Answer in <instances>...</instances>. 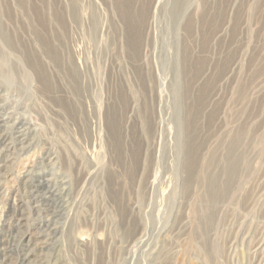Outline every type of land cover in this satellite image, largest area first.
Wrapping results in <instances>:
<instances>
[{
    "label": "rangeland",
    "instance_id": "1",
    "mask_svg": "<svg viewBox=\"0 0 264 264\" xmlns=\"http://www.w3.org/2000/svg\"><path fill=\"white\" fill-rule=\"evenodd\" d=\"M0 52V264H264V0H0Z\"/></svg>",
    "mask_w": 264,
    "mask_h": 264
},
{
    "label": "bare ground",
    "instance_id": "2",
    "mask_svg": "<svg viewBox=\"0 0 264 264\" xmlns=\"http://www.w3.org/2000/svg\"><path fill=\"white\" fill-rule=\"evenodd\" d=\"M183 2V1H182ZM176 4V3H175ZM2 37L4 38V40L6 42L9 43V37L6 35V34H2ZM4 52V51H3ZM8 57V56H7ZM4 71H8V68L6 67L5 65V59H4V56L1 54L0 52V73H2V75H4ZM1 75V74H0ZM11 78L12 76V73H9L8 74ZM27 134V132H26ZM26 134L23 132V130H19L18 132V135H17V138L15 139L16 141H12L10 138L6 137V136H1L0 135V172L7 167L8 165V161H7V157L8 156H5V153L8 152L9 150H11L12 148H14V143L17 144L20 149H26L25 147L27 146H31L32 144L31 143V138H29V135L26 136ZM29 134V133H28ZM86 135V134H85ZM16 137V136H14ZM33 138V137H32ZM235 140V139H234ZM33 141V140H32ZM240 141V140H239ZM186 148V147H185ZM190 149V148H189ZM191 150V149H190ZM211 162V161H210ZM209 162V163H210ZM229 165H230V168H231V171L232 173H234L235 169H236V162L233 160L232 161V158H230V161H229ZM209 166V165H208ZM190 164H187V169H190ZM210 174V173H209ZM208 179L211 180L212 184H214L215 186L218 185L219 181H218V178L216 175H209L208 176ZM67 186V185H66ZM217 188H221V187H217ZM223 190V189H222ZM210 194L212 196V198H216L218 197V193L217 191L216 192H212L210 191ZM20 232V231H19ZM19 235V234H18ZM26 235V234H25ZM25 237V236H24ZM30 254L31 253H26L24 255V260L26 259H29L30 258Z\"/></svg>",
    "mask_w": 264,
    "mask_h": 264
}]
</instances>
